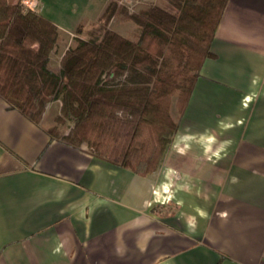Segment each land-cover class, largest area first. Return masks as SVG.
Masks as SVG:
<instances>
[{
	"label": "crops",
	"instance_id": "0c3cea01",
	"mask_svg": "<svg viewBox=\"0 0 264 264\" xmlns=\"http://www.w3.org/2000/svg\"><path fill=\"white\" fill-rule=\"evenodd\" d=\"M38 2L50 63L108 0ZM210 52L145 177L50 136L57 101L34 124L0 97V264H264V0H228Z\"/></svg>",
	"mask_w": 264,
	"mask_h": 264
},
{
	"label": "trees",
	"instance_id": "16d2710c",
	"mask_svg": "<svg viewBox=\"0 0 264 264\" xmlns=\"http://www.w3.org/2000/svg\"><path fill=\"white\" fill-rule=\"evenodd\" d=\"M158 1L132 12L123 0H108L56 72L48 66L57 27L20 0H0V97L34 124L57 101L50 136L137 176L155 173L202 64L213 57L228 2ZM113 20L135 30L124 36L109 28Z\"/></svg>",
	"mask_w": 264,
	"mask_h": 264
},
{
	"label": "rangeland",
	"instance_id": "374dc122",
	"mask_svg": "<svg viewBox=\"0 0 264 264\" xmlns=\"http://www.w3.org/2000/svg\"><path fill=\"white\" fill-rule=\"evenodd\" d=\"M124 4H126L129 8L130 11L135 12L138 11L140 8L147 6V5H157L159 4L158 0H123ZM98 9V8H97ZM96 8L92 9V12L90 14H88V17L92 20L96 19V17H98V10ZM79 19H82V16H79ZM89 25V24H88ZM87 24H85V26H88ZM94 24L92 22V24H90L86 29H82L80 28V30L74 32V35H77L79 38H83V39H87V33L88 31H90L91 29L94 28ZM85 28V27H84ZM109 28L112 30H115L117 32H119L120 34L126 36L129 33L133 32L135 30V26L131 23V22H122L119 20H113L110 25ZM64 36V35H63ZM64 37H59V43H58V47L57 49L54 51V55L51 58V61L49 63V69L52 71H56L57 70V57L61 54V52L68 47H71L74 45V41H70V43L67 46H64ZM57 104L52 105V107H50L44 117H45V123H48L52 120H54L55 116L57 115ZM174 115V111L172 113ZM53 125V123H52Z\"/></svg>",
	"mask_w": 264,
	"mask_h": 264
},
{
	"label": "built area",
	"instance_id": "2783aa9c",
	"mask_svg": "<svg viewBox=\"0 0 264 264\" xmlns=\"http://www.w3.org/2000/svg\"><path fill=\"white\" fill-rule=\"evenodd\" d=\"M38 3V0H20L21 6L25 10H29L32 12H37Z\"/></svg>",
	"mask_w": 264,
	"mask_h": 264
}]
</instances>
